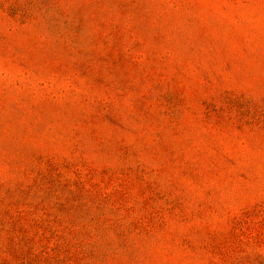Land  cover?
<instances>
[{"label": "rangeland", "instance_id": "rangeland-1", "mask_svg": "<svg viewBox=\"0 0 264 264\" xmlns=\"http://www.w3.org/2000/svg\"><path fill=\"white\" fill-rule=\"evenodd\" d=\"M0 264H264V0H0Z\"/></svg>", "mask_w": 264, "mask_h": 264}]
</instances>
